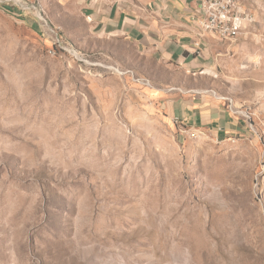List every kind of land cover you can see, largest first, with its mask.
Here are the masks:
<instances>
[{"label":"rangeland","instance_id":"obj_1","mask_svg":"<svg viewBox=\"0 0 264 264\" xmlns=\"http://www.w3.org/2000/svg\"><path fill=\"white\" fill-rule=\"evenodd\" d=\"M237 1L205 72L152 78L78 0H0V264H264V0ZM180 90L236 129L172 120Z\"/></svg>","mask_w":264,"mask_h":264},{"label":"crops","instance_id":"obj_2","mask_svg":"<svg viewBox=\"0 0 264 264\" xmlns=\"http://www.w3.org/2000/svg\"><path fill=\"white\" fill-rule=\"evenodd\" d=\"M203 2L78 0L80 14L93 35L108 40L118 56L141 58L143 71L152 78L161 70L171 72L174 78L205 72L215 39L221 38L208 33L199 36ZM171 94L163 108L172 120L217 134L236 129L230 109L216 97L187 90Z\"/></svg>","mask_w":264,"mask_h":264},{"label":"built area","instance_id":"obj_3","mask_svg":"<svg viewBox=\"0 0 264 264\" xmlns=\"http://www.w3.org/2000/svg\"><path fill=\"white\" fill-rule=\"evenodd\" d=\"M248 21L251 17L237 0H204L198 19L199 36L208 33L233 41L243 33Z\"/></svg>","mask_w":264,"mask_h":264}]
</instances>
